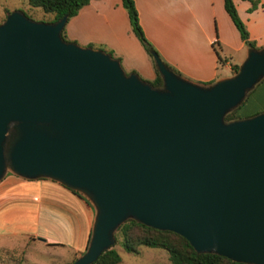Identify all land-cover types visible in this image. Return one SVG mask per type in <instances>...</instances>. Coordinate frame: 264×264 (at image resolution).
<instances>
[{
  "label": "water",
  "instance_id": "95a60500",
  "mask_svg": "<svg viewBox=\"0 0 264 264\" xmlns=\"http://www.w3.org/2000/svg\"><path fill=\"white\" fill-rule=\"evenodd\" d=\"M63 14L0 20V178L45 177L93 207L88 264L127 218L196 252L264 264V109L224 119L264 77V44L209 82L149 49L160 84L95 46L65 40Z\"/></svg>",
  "mask_w": 264,
  "mask_h": 264
},
{
  "label": "crops",
  "instance_id": "0c3cea01",
  "mask_svg": "<svg viewBox=\"0 0 264 264\" xmlns=\"http://www.w3.org/2000/svg\"><path fill=\"white\" fill-rule=\"evenodd\" d=\"M232 2L248 37L256 46L263 45L264 0H257L250 11L249 0ZM133 3L145 37L162 59L189 79L212 81L224 75L219 68L231 73L230 66L245 55L246 46L222 0H133ZM64 30L69 39L79 44L105 45L120 58L124 70L132 69L144 79L153 78L151 59L133 35L121 0H88L67 19ZM92 219L89 201L55 180L25 178L12 172H5L0 178V238L21 235L26 237L23 241L26 246L51 248L57 252L61 264H68L84 250ZM8 244L11 243L2 241L0 248H13Z\"/></svg>",
  "mask_w": 264,
  "mask_h": 264
},
{
  "label": "trees",
  "instance_id": "16d2710c",
  "mask_svg": "<svg viewBox=\"0 0 264 264\" xmlns=\"http://www.w3.org/2000/svg\"><path fill=\"white\" fill-rule=\"evenodd\" d=\"M25 1L31 7L39 8L42 11V13L45 14V16L41 17L40 20H45V21H53L63 14L66 16V21H67V19L70 16L76 13L77 9L80 6L88 2V0H25ZM249 2L250 5L247 8V10L250 11L256 7L257 0H249ZM121 5L127 14L129 27L133 35L137 38V40L145 50L147 56L151 59L149 49H153L155 51L156 49L153 47L151 42L145 37L142 31V28L138 22L137 11L134 6L133 0H121ZM222 5L225 12L229 16L231 22L233 23L234 27L236 28L238 35L242 40L243 44L246 47H257L254 41L248 37L245 25L242 22V20L239 18L232 0H222ZM262 5L264 6V2L262 3ZM22 12L28 17H30L26 12L24 11ZM61 36L65 40H71L65 34L64 25L61 28ZM85 45L101 48L107 51L108 53H110L112 56L117 57L120 61V58L116 54H114V52L111 49L105 48L102 44L94 45L93 43L88 42ZM217 59H219L218 56ZM162 60L172 70L180 74V72L175 67L170 65L164 59ZM230 68H231V72H234L237 68V64H232ZM153 69H154L153 78L146 80H148L149 83H151L152 85L157 86L160 84V77L154 66ZM125 71L135 72L132 69ZM234 109L225 113L224 115L225 120L241 117L235 114ZM113 237H114L113 243L108 248L101 251L98 254V256L88 264H116L119 261L120 257L118 252L112 246L115 243L120 245L125 251L131 252L133 254H140L142 252V246L162 248L166 251L167 258L171 264H248L244 262L234 261L226 256L212 252H196L192 248V246L188 243V241L183 236L177 234L176 232L166 229H157L145 225L141 222H138L132 218H127L123 222L118 224V226L113 231Z\"/></svg>",
  "mask_w": 264,
  "mask_h": 264
},
{
  "label": "rangeland",
  "instance_id": "374dc122",
  "mask_svg": "<svg viewBox=\"0 0 264 264\" xmlns=\"http://www.w3.org/2000/svg\"><path fill=\"white\" fill-rule=\"evenodd\" d=\"M15 8L26 12L33 19H40L45 16L39 8L29 6L25 0H0V20L5 15L6 10ZM103 46L107 48L105 45ZM230 59L235 61L234 56H230ZM236 64L238 65V62ZM219 72L224 73V75L230 74V72L221 68H219ZM263 109L264 78L247 93L243 101L234 109V112L238 116H244ZM25 239L26 237L21 235L1 237L0 242L3 241L6 243L8 241L11 243L8 246L13 245V248L6 246L0 248V264H18L17 262L19 260V264H61L60 257L56 255L57 252L55 250L48 247L44 249L30 244L26 246L23 244ZM112 246L120 257L116 264H171L167 258L166 251L159 247L142 246V252L140 254H133L125 251L117 243Z\"/></svg>",
  "mask_w": 264,
  "mask_h": 264
}]
</instances>
